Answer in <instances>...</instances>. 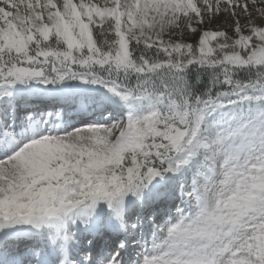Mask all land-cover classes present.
I'll return each mask as SVG.
<instances>
[{"label": "snow or ice", "instance_id": "obj_1", "mask_svg": "<svg viewBox=\"0 0 264 264\" xmlns=\"http://www.w3.org/2000/svg\"><path fill=\"white\" fill-rule=\"evenodd\" d=\"M0 264H264V0H0Z\"/></svg>", "mask_w": 264, "mask_h": 264}]
</instances>
